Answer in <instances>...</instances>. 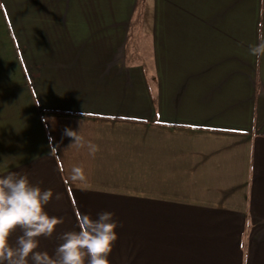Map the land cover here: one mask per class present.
<instances>
[{
    "label": "crops",
    "instance_id": "1",
    "mask_svg": "<svg viewBox=\"0 0 264 264\" xmlns=\"http://www.w3.org/2000/svg\"><path fill=\"white\" fill-rule=\"evenodd\" d=\"M150 1L149 66L130 0H0V174L54 193L38 251L111 212L110 264H264V0Z\"/></svg>",
    "mask_w": 264,
    "mask_h": 264
},
{
    "label": "clouds",
    "instance_id": "2",
    "mask_svg": "<svg viewBox=\"0 0 264 264\" xmlns=\"http://www.w3.org/2000/svg\"><path fill=\"white\" fill-rule=\"evenodd\" d=\"M259 43L250 48L252 55H264V32L257 35ZM67 137L74 140L76 147H87L89 155L95 156L98 145L85 141L71 129H65ZM73 181H85L82 167L72 169ZM51 189H41L30 182L27 174L9 171L0 174V264H110L108 256L118 239L115 229L118 223L114 214L103 212L93 219L81 214L77 217L76 231L63 233L62 241L53 254L38 251L39 237H51L63 218L49 216L46 206L53 199ZM60 194H55L59 200ZM15 243L11 236L17 231Z\"/></svg>",
    "mask_w": 264,
    "mask_h": 264
},
{
    "label": "rangeland",
    "instance_id": "3",
    "mask_svg": "<svg viewBox=\"0 0 264 264\" xmlns=\"http://www.w3.org/2000/svg\"><path fill=\"white\" fill-rule=\"evenodd\" d=\"M6 1L7 5H10V0ZM16 3L19 0H12ZM63 2V0H59ZM74 0H66L70 3ZM130 6L126 14L128 22L127 33V49L130 53V57L142 62L147 63L150 66L151 60V45H150V28L149 21L151 19V1L150 0H130Z\"/></svg>",
    "mask_w": 264,
    "mask_h": 264
}]
</instances>
